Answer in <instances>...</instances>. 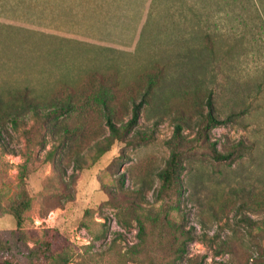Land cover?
<instances>
[{"label": "rangeland", "instance_id": "374dc122", "mask_svg": "<svg viewBox=\"0 0 264 264\" xmlns=\"http://www.w3.org/2000/svg\"><path fill=\"white\" fill-rule=\"evenodd\" d=\"M181 12L151 22L135 54L42 45L38 30L0 23V236L14 248L35 250L53 228L69 264H264V12L254 0H189ZM210 93L221 118L247 113L196 146ZM135 105L127 141H139L98 157L108 118L120 128ZM177 125L190 151L163 190ZM211 143L234 156L215 161ZM180 230L193 240L178 259Z\"/></svg>", "mask_w": 264, "mask_h": 264}, {"label": "crops", "instance_id": "0c3cea01", "mask_svg": "<svg viewBox=\"0 0 264 264\" xmlns=\"http://www.w3.org/2000/svg\"><path fill=\"white\" fill-rule=\"evenodd\" d=\"M188 1L0 0V23L36 29L52 47L135 54L149 24L167 22Z\"/></svg>", "mask_w": 264, "mask_h": 264}, {"label": "trees", "instance_id": "16d2710c", "mask_svg": "<svg viewBox=\"0 0 264 264\" xmlns=\"http://www.w3.org/2000/svg\"><path fill=\"white\" fill-rule=\"evenodd\" d=\"M256 5L260 7L261 12H264V0H254ZM263 9V10H262ZM91 78V77H90ZM89 79V78H87ZM199 88L195 89V93L199 92ZM209 108L207 114L201 113L200 120L197 123L198 127V138L196 146H199L202 142H209L206 131L211 130L217 126L228 125L232 122L233 119L247 113L246 110L240 111L235 110L227 118H221L220 114L215 110L213 93H210L208 96L207 104ZM140 105H135L133 118L121 126L120 128L113 122L112 118H108V126L111 130V136L106 140V146L98 145V157H101L106 153L115 141L126 142L129 137L132 127L138 122L140 115ZM12 122H16V119H13ZM153 136L140 137L142 141H148L152 139ZM139 141L138 137H133L132 140L127 141L126 143L134 144ZM170 148V157L167 161L166 167L162 169L158 176L163 182V190L173 185L177 186L181 180V176L184 166V158L186 155L187 147L185 146L184 136L182 134V126L177 125L173 134V137L168 142ZM206 149L209 150L211 157L215 161H228L231 160L234 156L233 153L222 154L215 143H211L206 146ZM30 202L25 193H21L13 202L10 212L15 217L17 222V227L20 229L23 224V214L26 210L29 209ZM140 224V234H141V243L137 246L132 247L130 253L133 256L143 255L145 252L144 238H145V227L142 221L138 220ZM16 231H12L11 234H15ZM178 241V246L175 251L177 258L181 259L186 253L188 248V243L193 240V236L190 233H186L182 230L175 236ZM3 235L0 236V264H69L71 255L67 251H58L60 242L62 241V236L59 235L56 229H49L47 231L45 239L42 243L35 249L30 252H23L20 248H14L10 240H5ZM12 243V244H11ZM14 245L15 242H14ZM142 253V254H141ZM137 264L139 260H136Z\"/></svg>", "mask_w": 264, "mask_h": 264}]
</instances>
